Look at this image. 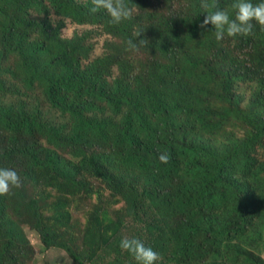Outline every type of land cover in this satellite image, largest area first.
Instances as JSON below:
<instances>
[{"label":"trees","instance_id":"trees-1","mask_svg":"<svg viewBox=\"0 0 264 264\" xmlns=\"http://www.w3.org/2000/svg\"><path fill=\"white\" fill-rule=\"evenodd\" d=\"M126 2L117 24L91 0H0V167L22 182L0 196V264H137L124 237L156 264H264V28L216 41L201 0Z\"/></svg>","mask_w":264,"mask_h":264},{"label":"clouds","instance_id":"clouds-1","mask_svg":"<svg viewBox=\"0 0 264 264\" xmlns=\"http://www.w3.org/2000/svg\"><path fill=\"white\" fill-rule=\"evenodd\" d=\"M91 3L93 6L89 9L90 13H96L103 9L110 16L113 23L118 24L123 20L130 19L133 14V8L129 6L126 0H91ZM200 7L205 10V15L199 28L206 29L210 25L216 41L223 40L225 36H248L252 33L254 23L264 28V0H260L258 3H253L252 0H234L230 5L233 10L232 17H230L228 11L219 7L218 0H201ZM133 41L129 39L127 42L129 50L132 51H138V46L146 42V40H140L138 43ZM231 96L237 107L242 110L246 109L243 107L245 98L242 92H238L236 97L233 94ZM252 102L253 99L249 106ZM24 150L29 149L24 148ZM169 159L167 152H163L158 156V160L164 164H167ZM21 186V177L14 169L0 167V196L7 195L13 188L18 189ZM119 247L121 250L128 252L137 264H156L161 259L159 253L151 247L145 246L137 238L124 237L120 240Z\"/></svg>","mask_w":264,"mask_h":264},{"label":"rangeland","instance_id":"rangeland-1","mask_svg":"<svg viewBox=\"0 0 264 264\" xmlns=\"http://www.w3.org/2000/svg\"><path fill=\"white\" fill-rule=\"evenodd\" d=\"M73 35H74V30L72 28L67 27L64 30V36L65 37H72ZM98 46L102 47V40H100L98 42ZM98 46L95 50V52H97V53L100 52V49L98 48ZM230 92L235 97H236L238 92H242V94L245 98V102L243 104L244 108H247L249 106L251 100L253 99V95H254V90H253L252 86L249 84L247 85L246 83H242L239 86H236L234 84L231 85ZM262 103L264 105V101ZM233 121L235 122L234 119H233ZM232 131H233L234 135L237 137V141L245 139L247 137V134H248V130L243 126H241L239 128H232ZM256 149H259V147H257ZM262 151L264 152V149L259 150L257 156L261 155ZM257 160L262 161L264 159H260V157H258ZM27 234L29 237V234L31 235L32 232L28 231ZM30 237H31V240L36 242L35 237H33V236H30ZM38 243L39 242L37 241L36 245H38ZM38 250H39L40 255L37 253L36 258L40 259V261H41V259H45L47 261H41L37 264H72V262L70 261V259L67 256V254L60 249L54 248V249H51L49 251L43 250V249H38ZM263 254H264V250H263L262 256H263Z\"/></svg>","mask_w":264,"mask_h":264}]
</instances>
